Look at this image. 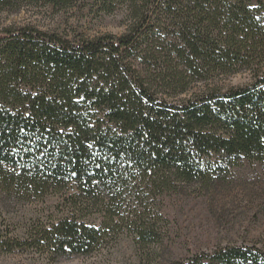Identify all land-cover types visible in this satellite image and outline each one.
I'll return each instance as SVG.
<instances>
[{"label": "trees", "instance_id": "obj_1", "mask_svg": "<svg viewBox=\"0 0 264 264\" xmlns=\"http://www.w3.org/2000/svg\"><path fill=\"white\" fill-rule=\"evenodd\" d=\"M22 10L57 25L0 28V254L90 256L125 229L149 249L160 197L264 161V0H0ZM72 10L123 31H79ZM171 264H264V248Z\"/></svg>", "mask_w": 264, "mask_h": 264}, {"label": "rangeland", "instance_id": "obj_2", "mask_svg": "<svg viewBox=\"0 0 264 264\" xmlns=\"http://www.w3.org/2000/svg\"><path fill=\"white\" fill-rule=\"evenodd\" d=\"M80 1L91 4L93 0ZM69 15L73 26L78 25L79 31L91 35L123 31L120 16L91 19L94 14L87 10L83 15L72 10ZM29 22L43 30L57 25L49 14L41 16L22 10L0 15V28ZM248 81V73H239L219 78L209 86L227 88ZM57 199V196L49 197L42 207L54 205ZM156 212L159 239L149 249H141L125 229L90 256L73 255L49 262L36 254H0V264H171L196 253L209 254L216 247L228 244L264 248V161L244 159L229 166L209 184H182L175 192L159 198Z\"/></svg>", "mask_w": 264, "mask_h": 264}]
</instances>
